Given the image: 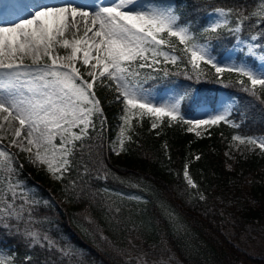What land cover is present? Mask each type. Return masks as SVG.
<instances>
[{
    "label": "trees",
    "instance_id": "16d2710c",
    "mask_svg": "<svg viewBox=\"0 0 264 264\" xmlns=\"http://www.w3.org/2000/svg\"><path fill=\"white\" fill-rule=\"evenodd\" d=\"M262 1L175 0L174 5L179 23L194 38L189 44L208 41L222 57L238 38L253 35L264 51V21L251 15ZM218 8L233 10L228 28L236 26V13L250 18L238 34L228 28L207 31L208 13ZM163 35L172 45L163 50L181 59L173 65L160 58L156 68L162 69V83L188 86L207 97L225 90L236 100L229 122L197 135L179 119H164L152 128L154 118L144 116L117 154L114 111L109 110L105 116L92 115L63 179L54 182L29 163L20 167L14 162L17 177L12 179L24 183L28 198L38 203L32 205L33 223H0L1 247L13 257L11 264H264V152L234 159L226 155L233 137L264 135V90L257 86L253 96L244 90L251 87L248 80L241 85L233 73L217 74L203 62L193 69L184 45ZM193 105L182 104L184 121ZM185 166L197 187L187 183ZM116 187L128 190L134 200L107 202L105 191ZM26 230L47 236L52 245L43 238L35 244Z\"/></svg>",
    "mask_w": 264,
    "mask_h": 264
},
{
    "label": "snow or ice",
    "instance_id": "6c2138e0",
    "mask_svg": "<svg viewBox=\"0 0 264 264\" xmlns=\"http://www.w3.org/2000/svg\"><path fill=\"white\" fill-rule=\"evenodd\" d=\"M133 3L135 0H117L111 6H98L91 11L71 3L43 4L30 12L27 18H21L13 24L0 25V89L6 90V94L0 95V121L9 125L13 120L18 121L20 127L14 133L17 138L21 137V129L27 127V135L18 145L20 151L31 153L29 162L39 161L45 164L48 172L56 175L57 179H63V172L70 166L68 157L75 145H67L72 141L81 140L87 134L89 126L93 123L91 117L94 113L102 114L100 101L93 91L94 84L102 77L112 80L123 97L126 115L121 119L125 124L129 123L130 115L135 114L133 110L138 111L141 116L147 114L157 120L164 117L173 121L179 119L196 128L216 125L222 121L229 122V109L207 120L184 121L179 115V101L157 106L148 99L141 87V73L131 66L135 64L140 69L153 67L161 63V57L164 63L177 64L181 58L163 50L165 46L172 47L169 41L163 38V34L177 38L179 43L184 45L182 51L190 54L189 63L193 69H199L200 63L203 62L215 68L217 74L227 71L246 77L251 87L244 90L251 92L253 96L257 95V86L264 90V73L257 75L244 66L221 67L208 56L205 46L189 44L194 39L189 27L178 24L179 16L171 6L162 8L151 5L139 11L127 10ZM216 11L224 19L207 31L216 32L221 28H228L227 17L233 14V10L220 8ZM236 15V26L228 28V31L238 34L250 17L242 12ZM251 15L264 21V2ZM77 17L81 18L86 26L83 37L71 41L63 39L61 42L60 38L64 37L68 28L79 30L75 24ZM258 38L253 35L250 41ZM57 45L65 49L71 48V55H53V49ZM246 47L249 55L257 54V45L254 43H247ZM18 53L21 54L19 57ZM81 53L82 64L86 68L90 61L95 60L91 65L93 71L87 72L91 82L84 79L79 68L74 66ZM24 56L31 57V65L23 64ZM45 57L50 63H41ZM64 61L73 63H63ZM32 65L36 67L33 68ZM164 75H168L166 70ZM239 83L243 85L244 80ZM3 122H0V130L4 128ZM81 125L83 127L80 134L71 131L73 127ZM151 126L156 128V122ZM193 130L189 128V131ZM66 134L71 136V140L67 139ZM197 135L200 133L197 132ZM57 136L60 138L59 145L54 142ZM233 139L240 144L247 143L264 150V139L244 138L239 135ZM11 143L16 144V139ZM123 143L124 141L120 140L121 149ZM33 148L36 150L34 153ZM14 161L15 157L10 152L0 148V172L4 174L0 179V223L4 227H8L6 221L12 219H27L29 224L33 223L32 205L38 203L30 200L23 191H17L20 183L12 180V174L16 172ZM184 177L191 187H197L189 176L187 166ZM17 199L21 201L18 205ZM26 234L33 238L35 244H39L42 238L47 240L50 246L53 243L47 236L41 237L37 231L26 230ZM12 259L0 253V264H11Z\"/></svg>",
    "mask_w": 264,
    "mask_h": 264
},
{
    "label": "rangeland",
    "instance_id": "374dc122",
    "mask_svg": "<svg viewBox=\"0 0 264 264\" xmlns=\"http://www.w3.org/2000/svg\"><path fill=\"white\" fill-rule=\"evenodd\" d=\"M27 2L28 0H17V3H23L25 5V8L31 9L29 7L30 4ZM84 2L86 3L89 2L91 4L90 8H86L82 6V8H84L85 10H89V11L95 9L98 6H111L112 5V1L102 2L101 0H85ZM262 2H264V0ZM261 4L259 5V8ZM61 5H64V4H61ZM151 5L160 6L162 8L171 6L174 9V0H141L138 6V11L146 9ZM2 11H4V13L11 11V12L18 14L19 12L21 13L24 10H22V8H19L15 0L14 1L10 0L8 3H5L4 0H0V13ZM27 17H29V14L25 16L19 15L13 21V23L18 22L21 18H27ZM223 19L224 17H221L217 13L216 9L212 10L208 15L209 27L216 24L217 22H222ZM69 22L70 23L72 22L71 18L69 19ZM75 24L78 26L79 30L77 31L75 28H72V27L68 28L65 31L64 37L60 38L61 42L63 39H68L71 41L73 39H80L83 37L84 32H85V26L83 25L82 19L77 17L75 20ZM179 25L184 26L182 24H179ZM247 43H254L255 45H257V54L255 56H251L248 54L247 47H246ZM196 44L205 46L207 49L208 56H210L221 67L244 66L248 70L256 73L257 75L264 73V51L260 50L259 45L257 44L256 41H250V40L245 41L242 39H237L234 46L230 50H228V52L222 57L218 56V54L214 51L211 44H209L208 42H202V43H196ZM20 55L21 54H19L18 57ZM53 55L58 56V57L69 56L71 55V48L65 49L57 45L53 49ZM82 59H83V54L81 53L80 58L74 62V66L79 68L80 73L84 77V79L89 80V82H91V77L87 75V72L93 71V69L91 68V65L95 63V60L90 61L89 66L86 68L82 64ZM41 63H50V61L47 59V57H45L44 60L41 61ZM63 63H73V62L64 61ZM23 64L31 65L32 64L31 57L25 56L23 58ZM135 66L136 65L133 64L131 67L135 68L137 71L141 73L140 83H141L142 89L144 90L145 95L148 97V99L152 101V103L156 104L157 106L162 105V104H172V103L179 101L180 102L179 112H180L181 105L185 99H193L194 101H196V106H195L196 110L193 112V115L189 118L188 121L207 120L215 115L223 114L226 109L230 110L229 114L232 111V107L235 103V99L229 98V96H227L225 92H220L217 96L216 102L212 103L210 101L211 100L210 98H201V95L198 92L193 93V91H190L188 86H178V87L171 86V87L161 88V86L157 84L158 79L152 73V70L151 72L147 70L141 71L137 69ZM32 67L35 68L36 65H32ZM231 73H233L235 77H238L239 79L238 81L247 80L246 77L241 76L235 72H231ZM0 79H2V76H0ZM96 87L98 88V90L100 89L103 90L101 94L104 98L97 97V99H99L100 101V108L102 109V112H104V109L105 110L107 109V111L111 110V111H114L115 113L114 120H113L114 139L112 140V148L115 153L119 154L121 153L120 140L125 141L129 137L132 125L136 123V121L140 120L141 119L140 117L142 116L139 114L138 111L133 110L135 114L130 115L129 123L125 124L121 119L122 116L126 115L124 111L125 104L123 103V97L120 96L115 83L112 80L108 79L107 77H102L99 80H97L96 83L94 84L93 86L94 92H95ZM4 94H6V90L0 89V95H4ZM118 96H119V99H117ZM153 118L157 126H159L162 120L166 117L159 119V120H157L155 117ZM0 122H3V121H0ZM3 123H4V128L3 130H0L1 146L2 145H3L2 147L7 146L8 149H12V154H14L15 156H18L20 160H25L29 162V156L32 154L20 151V148L18 146L20 141L23 140V138L27 135V131H28L27 127L25 126L24 129H21V137L17 138L15 137L14 133H15V130L20 127L19 122L16 120H13L11 122V125H9L7 122H3ZM210 126L211 125H204L199 128H196L194 125L188 124V128H193L194 129L193 132L196 134L197 132H199L200 135H203L207 131V129H209ZM82 127H83L82 125L78 127H73L71 131L77 134H80ZM122 132H123V135H121ZM66 136H67V139L71 140L70 135L66 134ZM245 138H248V137H245ZM251 138H256L258 140L264 139V135H255ZM14 139H16L17 141L16 144L11 143V141ZM54 142L57 145L60 144L59 136L56 137ZM74 142L75 141H72V143H70L67 146L71 147L70 145H72ZM24 143L26 145V141H24ZM35 151H36L35 148H33V153ZM253 151L264 152V150H261L257 146L249 145L247 143L240 144L238 141L234 140L230 143L228 150H226V155L229 158L234 159L239 154L243 155V154L251 153ZM69 157L68 159L70 160ZM32 158L35 159L34 156ZM31 165L38 170L45 171L51 180L53 181L59 180L56 178V175L48 172L47 166L45 164H41L39 163V161H36L35 163H31ZM3 175L4 174L0 172V179L3 178ZM191 179L195 183L192 177ZM25 190L26 188L24 184H20V188L18 189V191H23L25 193L27 192ZM105 195L107 197L106 199L107 202L110 201L111 203L119 204V205L125 204L127 202L131 203L134 200V196L125 188H117V187L113 188L112 190L108 192L105 191ZM170 215L173 218V220H175V222L178 221L177 220L178 218L176 219L174 215L172 214ZM177 223L179 222H176V224ZM179 224L177 225L180 226ZM0 253H3V252L0 251ZM3 254L6 255L5 253Z\"/></svg>",
    "mask_w": 264,
    "mask_h": 264
},
{
    "label": "bare ground",
    "instance_id": "6f19581e",
    "mask_svg": "<svg viewBox=\"0 0 264 264\" xmlns=\"http://www.w3.org/2000/svg\"><path fill=\"white\" fill-rule=\"evenodd\" d=\"M7 2H9L10 0H5ZM85 0H29V4H30V8L31 9H27L25 8L24 4H20L19 8H22L21 13L19 12L18 14L14 13V12H5L2 11L0 13V25H8L13 24V21L19 16H25L28 15L31 11H34V9L39 6V5H43V4H55V5H61V4H66V3H71L73 5L76 6H80V7H86V8H90L91 4L88 2H84ZM103 1H112V5L113 3L117 2V0H101ZM141 0H135V3L131 4L129 6V9L127 10H132V11H138V6ZM16 23V22H15ZM83 25L85 26V24L83 23ZM86 27V26H85ZM89 36H91V33H89ZM19 55V53L17 54V56ZM25 57V56H24Z\"/></svg>",
    "mask_w": 264,
    "mask_h": 264
}]
</instances>
